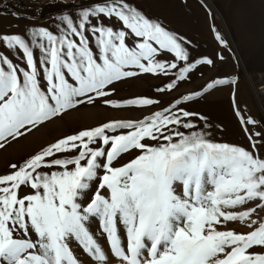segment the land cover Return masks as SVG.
I'll return each mask as SVG.
<instances>
[{"label":"snow or ice","instance_id":"6c2138e0","mask_svg":"<svg viewBox=\"0 0 264 264\" xmlns=\"http://www.w3.org/2000/svg\"><path fill=\"white\" fill-rule=\"evenodd\" d=\"M78 7L77 22L58 17L66 25L56 26L58 34L28 28V41L0 33L25 65L0 53V149L85 103H159L108 99L117 82L165 76L171 82L156 90L171 91L197 64L214 63L190 62L184 38L130 0ZM227 83L215 80L204 91ZM198 95L141 120L76 131L10 163L0 173V264H81L73 243L94 264H110L109 252L117 264H264V134L241 117L247 148L209 139L193 120L207 118L178 107Z\"/></svg>","mask_w":264,"mask_h":264},{"label":"rangeland","instance_id":"374dc122","mask_svg":"<svg viewBox=\"0 0 264 264\" xmlns=\"http://www.w3.org/2000/svg\"><path fill=\"white\" fill-rule=\"evenodd\" d=\"M25 1L31 5L30 9L15 7L13 0L0 3V33L20 34L28 41H30L26 33L28 28L46 27L58 34L57 25L66 27L58 17L67 14L73 18L74 22H77L80 11L78 6H86L89 2V0ZM208 1L212 3L214 9ZM208 1L130 0L147 17L161 23L166 30L184 38L190 62L195 63L209 58L213 60V65L197 64V67L189 74V78L183 82L178 81V87L171 91L156 90L171 82L172 78L165 76L141 74L127 78L123 82H117L115 91L108 99L122 102L133 98H150L159 103L120 109L111 108L101 100H97L94 104L79 105L63 114L62 117L45 123L38 130L34 129L4 149H0V173L8 171L7 166L10 163L22 161L65 135L115 120H141L156 111L170 107L177 99L194 93H201V95L191 101H183L178 107L207 118L200 120L199 117H194L193 120L198 125L196 130L204 131L209 139L247 148L249 140L243 130L245 125L241 124V117L258 122L256 125H246L250 132L264 134V100L261 101L262 104L257 102L247 78V75L254 80L259 74L264 76V0ZM12 12L19 13L20 17H14ZM217 34L221 40L216 39ZM0 53L8 56L14 63L25 66L17 54L7 49L2 43H0ZM34 55L39 57L38 49L34 50ZM169 58L164 57V59ZM215 80H227L229 83L216 85L204 91L207 85ZM233 80L235 83L231 82ZM205 124L208 126L205 127ZM130 158L125 155L121 163ZM228 227L247 231L246 228L235 223L229 224ZM90 229L93 233L99 232L95 221L90 224ZM100 243L105 251L109 252L106 239L100 237ZM71 246L81 264H94L93 260L75 243ZM109 259L110 264H117L110 252Z\"/></svg>","mask_w":264,"mask_h":264},{"label":"built area","instance_id":"2783aa9c","mask_svg":"<svg viewBox=\"0 0 264 264\" xmlns=\"http://www.w3.org/2000/svg\"><path fill=\"white\" fill-rule=\"evenodd\" d=\"M13 5L15 7H22V8H31V5L25 0H13ZM252 87V94L257 100L259 104H262L261 101L264 100V76L257 75L255 80L252 79L249 75H247Z\"/></svg>","mask_w":264,"mask_h":264},{"label":"bare ground","instance_id":"6f19581e","mask_svg":"<svg viewBox=\"0 0 264 264\" xmlns=\"http://www.w3.org/2000/svg\"><path fill=\"white\" fill-rule=\"evenodd\" d=\"M207 1H208V0H207ZM208 3H209V4L212 6V8L214 9V7H213L212 3H210L209 1H208ZM253 5L255 6V4H253ZM257 6H258V5H257ZM257 6H256V7H257ZM256 7H255V9H256ZM259 7H260V6H259ZM250 8H251V7H250ZM257 8H258V7H257ZM251 9H253V10H254V8H253V7H252ZM258 9H259V8H258ZM249 10H250V9H249ZM214 11H215V10H214ZM215 12H216V11H215ZM251 12H252V11H251ZM258 12H259V11H258ZM260 13H261V12H259L258 14H259V15H261ZM216 14H217V12H216ZM257 16H258V15H257ZM217 17L219 18V15H218V14H217ZM254 17H255V16H254ZM260 17H261V16H260ZM257 19H258V18H257ZM257 19H256V21H257ZM253 21H254V20H253Z\"/></svg>","mask_w":264,"mask_h":264},{"label":"trees","instance_id":"16d2710c","mask_svg":"<svg viewBox=\"0 0 264 264\" xmlns=\"http://www.w3.org/2000/svg\"><path fill=\"white\" fill-rule=\"evenodd\" d=\"M3 1H5V0H0V3H2Z\"/></svg>","mask_w":264,"mask_h":264}]
</instances>
